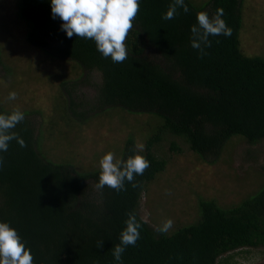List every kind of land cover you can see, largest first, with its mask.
I'll use <instances>...</instances> for the list:
<instances>
[{
  "label": "trees",
  "instance_id": "trees-1",
  "mask_svg": "<svg viewBox=\"0 0 264 264\" xmlns=\"http://www.w3.org/2000/svg\"><path fill=\"white\" fill-rule=\"evenodd\" d=\"M243 1L208 0L198 8L185 0L187 13L178 10L164 20L170 0H140L125 40L127 58L116 63L102 56L93 40L67 37L62 21L52 18L49 0H17L18 17L30 25L28 44L80 70L75 78L58 77L48 131L40 111L24 113L12 131L26 146L12 140L2 154L0 220L17 229L34 264H116L112 249L129 212L141 223L140 239L125 249L122 264H237L244 249L264 247V158L259 170L248 167L257 174L251 182L257 188L245 195L249 198L228 208L199 198L197 221L171 235L139 214L142 199L166 168V148L195 153L209 166L234 140L249 145L246 161L256 164L263 156L264 58L241 50ZM218 8L231 35L209 37L212 44L200 55L190 45V26L197 12L211 16ZM8 71L0 47V78ZM10 111L0 105V112ZM109 113L136 116L143 147L128 136L113 152L126 159L135 150L150 161L135 177L137 187L125 181L123 190L97 188L99 167L83 169L74 156L43 152V132L65 140L75 127Z\"/></svg>",
  "mask_w": 264,
  "mask_h": 264
},
{
  "label": "rangeland",
  "instance_id": "rangeland-1",
  "mask_svg": "<svg viewBox=\"0 0 264 264\" xmlns=\"http://www.w3.org/2000/svg\"><path fill=\"white\" fill-rule=\"evenodd\" d=\"M191 1L200 8L208 0ZM16 3L17 0H0L1 61L9 70L0 78V105L6 110L19 107L24 113L40 111L48 131V120L53 114L52 106L60 83L58 77L75 78L80 70L74 69L70 62L49 58L44 51L28 44L26 33L30 25L18 17ZM239 39L245 55L264 58V0L243 1ZM12 90L18 94L15 100L7 98ZM122 117L127 123L122 122ZM135 119L136 116L125 113L100 114L75 127L65 140L56 134L51 136L43 132V152L65 159L74 156L76 166L83 169L98 168L100 157L119 149L128 136L142 145L139 124L134 122ZM260 146L263 156L256 164L245 160L244 150L250 148L249 145L234 140L220 160L210 166L197 160L195 153H168L166 148V168L159 175V180L152 184L151 194L142 199L140 216L154 228L170 218L173 225L166 234L171 235L178 228L197 221L200 217L199 198L213 199L223 208L239 203L257 188L251 183L256 171L248 167L258 169L262 164L264 142ZM236 261L237 264H264V247L244 249Z\"/></svg>",
  "mask_w": 264,
  "mask_h": 264
},
{
  "label": "clouds",
  "instance_id": "clouds-1",
  "mask_svg": "<svg viewBox=\"0 0 264 264\" xmlns=\"http://www.w3.org/2000/svg\"><path fill=\"white\" fill-rule=\"evenodd\" d=\"M53 19L59 18L60 24L67 37L75 34L77 37L91 39L96 49L104 57H110L113 62H123L127 58L125 44L129 31L133 28V21L140 9V0H49ZM189 11L185 0H170L167 11L162 19L170 20L178 14ZM190 45L197 49L200 55H206V49L211 46L209 37L231 35L232 29L223 18V9L218 8L213 15L207 11L196 14V23L190 26ZM15 90L9 91L8 99L15 100ZM25 114L19 107L10 112H0V167L4 164L3 153L7 152L9 142L15 140L21 147H25V140L17 132L12 131L22 122ZM142 148L143 145H137ZM150 166V161L138 151L126 159L117 158L115 153L108 151L99 159V175L97 188L108 186L115 190H123L125 181L137 187L135 177L142 175ZM125 220V227L120 233V242L112 249V256L116 264H122V255L129 245H135L140 239L141 223L134 212H129ZM173 221L166 219L157 228L160 232H167ZM103 247V242H99ZM0 264H34L32 250L20 236L17 229L10 222L0 220Z\"/></svg>",
  "mask_w": 264,
  "mask_h": 264
}]
</instances>
